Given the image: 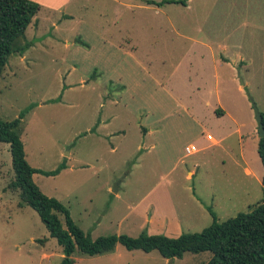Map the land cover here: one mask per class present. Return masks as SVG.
Wrapping results in <instances>:
<instances>
[{"label":"rangeland","instance_id":"1","mask_svg":"<svg viewBox=\"0 0 264 264\" xmlns=\"http://www.w3.org/2000/svg\"><path fill=\"white\" fill-rule=\"evenodd\" d=\"M185 3L74 0L73 19L41 5L16 41L30 46L13 53L0 75V120L30 107L18 127L30 166L66 165L55 176L36 173L34 183L92 239L173 238L179 227V235L199 233L213 221L209 209L222 222L262 197L263 186L246 180L235 159L242 147L262 177L253 105L264 111V0ZM218 95L229 113L221 121L208 108ZM207 135L225 138L217 147ZM191 146L198 151L189 153ZM13 178L9 145L0 143V264H59L61 248L10 191ZM117 248L122 256L111 262L79 251L72 257L165 264L157 251ZM210 258L186 253L169 264Z\"/></svg>","mask_w":264,"mask_h":264},{"label":"trees","instance_id":"2","mask_svg":"<svg viewBox=\"0 0 264 264\" xmlns=\"http://www.w3.org/2000/svg\"><path fill=\"white\" fill-rule=\"evenodd\" d=\"M143 2L158 7L164 4H186L185 0ZM40 9L41 5L32 0H0V75L13 53L22 54L30 46L25 43L17 47L16 41L25 34ZM28 109L30 107L14 120H0V143L9 145L14 173L8 188L17 192L23 205L37 213L49 236L61 247L63 258L59 264H73L72 255L75 251L95 256L113 251L116 244H121L128 251H157L168 260L180 259L185 253L210 252L211 258L206 264H264V171L262 197L250 211L238 213L233 218L219 222L215 213L209 209L213 221L199 233H182L176 238H171L142 232L137 237L122 234L92 239L89 233L83 232L73 222L68 209L61 202L46 196L33 181V175L36 173L55 176L66 165L62 162L55 170L49 172L30 166L18 132ZM260 113L264 127V111ZM257 153L264 168V137L258 140Z\"/></svg>","mask_w":264,"mask_h":264},{"label":"crops","instance_id":"3","mask_svg":"<svg viewBox=\"0 0 264 264\" xmlns=\"http://www.w3.org/2000/svg\"><path fill=\"white\" fill-rule=\"evenodd\" d=\"M33 1V0H32ZM35 2H37V3H40V5H46V6H49L50 8H53V9H57L58 7L59 8H61V10H63L62 11V13H64L63 14V16H65L66 18H69V19H73V16L74 15H72V13L71 12H69L68 11V7H69V5L74 1V0H34ZM58 8V9H59ZM225 59V58H224ZM226 60V59H225ZM104 102V101H103ZM106 102L107 101H105V103H103V107L102 108H104L105 107V104H106ZM114 103H115V100H114ZM206 104H209L208 103V101L206 102ZM208 108H210V111H209V113H210V115H213L215 118H216V121H221V119H225V118H227V116H229V113H228V111H227V109L222 105V103H221V99H220V97H219V95H218V97L216 98V100H215V102L214 103H210V106L208 107ZM187 113H189V114H193L194 116H196L195 115V113H194V111L192 110V109H190V110H187L186 111ZM108 120V121H107ZM107 120H104L102 123H101V125H98V128L97 129H100V128H102V127H104L105 126V121H107V122H109L110 120H111V118H109V119H107ZM146 133V132H145ZM253 133H255L256 134V137H253L255 140H256V142L258 143V140H259V138H258V136H257V127H255L254 128V130H253ZM116 134V133H115ZM208 136H209V138H208ZM225 137H222L221 139H215V138H213L212 136H210V135H207V139L208 140H210L211 141V144H213V146H217V147H219L220 146V144H221V142H222V140L224 139ZM240 140H241V138H240ZM257 143H256V146H257ZM198 151V149H196L195 148V151H192V152H189V153H195V152H197ZM242 152H243V150H242V147H241V149H240V151H239V154H238V156L236 157L237 159H235V163H236V166H240L239 168H241V170H242V175H244V178L246 179V180H249V178L250 177H254V178H256L257 179V182H258V185L260 186V185H262V177H263V173H262V177L260 178V176H259V174H257V173H255L251 168H250V166L248 165V163L244 160V157H243V154H242ZM231 158H233V157H231ZM261 172V171H260ZM193 170H189L188 172H187V179H189L192 175H193ZM256 175H255V174ZM35 175V174H34ZM33 175V176H34ZM10 191H13V190H10ZM9 191V192H10ZM12 193V192H11ZM15 193H17L16 191H15ZM18 195V194H17ZM177 226H179L178 224H179V222L177 221ZM176 226V225H175ZM167 228V227H166ZM49 233V232H48ZM179 233H180V227L179 228H177V230H176V233L173 235L174 237L173 238H176V237H178L179 236ZM52 238V237H51ZM54 239V238H53ZM45 242V240L44 241H42L41 243L43 244ZM59 246V245H58ZM117 246H118V244H116V246H115V248H114V250L113 251H111V252H109V253H104V254H100V255H95V256H97V257H104V259H108L110 262L111 261H114L116 258H117V256L118 257H121L122 255H119L120 253H119V250H118V248H117ZM60 247V246H59ZM61 248V247H60ZM60 253H61V259L63 258V254H62V249L60 250H58ZM132 251H134V250H132ZM141 251V250H140ZM152 252H154V251H151V252H149V253H152ZM60 253H58V254H60ZM146 253V252H145ZM81 254V253H80ZM116 254V255H115ZM186 254V253H185ZM81 255H83V254H81ZM108 255H110V256H108ZM160 255V254H159ZM85 256H87V255H85ZM95 256H89V257H95ZM107 256V257H106ZM49 257V255H47V254H44L43 255V258L45 259V258H48ZM183 257V256H182ZM160 258L164 261V263L166 264V263H170L169 262V260L168 259H165V258H163L161 255H160ZM72 259L74 260V258L72 257ZM177 258H174V259H172L171 260V262H175V260H176ZM180 259H182V258H180ZM156 260H158L157 258H156ZM131 260L130 259H128V262H130ZM73 264H75V260H74V262H73ZM126 264H130V263H126Z\"/></svg>","mask_w":264,"mask_h":264},{"label":"water","instance_id":"4","mask_svg":"<svg viewBox=\"0 0 264 264\" xmlns=\"http://www.w3.org/2000/svg\"><path fill=\"white\" fill-rule=\"evenodd\" d=\"M253 110H254V114H255V120H256V123H257L258 138H262V137H264V127H263V124H262L261 113L256 108V106H254V105H253ZM169 262H171V259H170Z\"/></svg>","mask_w":264,"mask_h":264},{"label":"built area","instance_id":"5","mask_svg":"<svg viewBox=\"0 0 264 264\" xmlns=\"http://www.w3.org/2000/svg\"><path fill=\"white\" fill-rule=\"evenodd\" d=\"M208 138H209V136H208ZM186 150L188 152H192V151H195V148L193 146H191L190 148H186Z\"/></svg>","mask_w":264,"mask_h":264}]
</instances>
